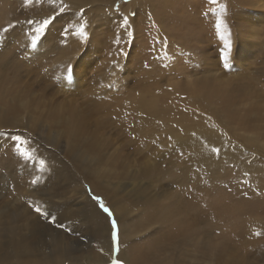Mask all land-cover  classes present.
<instances>
[{"label": "rangeland", "instance_id": "374dc122", "mask_svg": "<svg viewBox=\"0 0 264 264\" xmlns=\"http://www.w3.org/2000/svg\"><path fill=\"white\" fill-rule=\"evenodd\" d=\"M63 3L61 13L47 0H0V30L14 25L0 40V158L19 135L71 165L77 185H62L55 204L77 211L87 197L106 219L109 247L110 218L92 199L100 196L117 221L120 249L143 256L124 264H264V207L223 216L209 208L219 192L245 187V172L264 181V0H218L225 7L216 12L210 0ZM53 10L46 36L26 47L27 20ZM124 16L132 43L119 27ZM217 17L233 45L228 69ZM81 22L86 41L76 35ZM240 232L255 240L248 251L233 240ZM83 236L77 243L91 259L79 250L58 264H110L90 250L94 237Z\"/></svg>", "mask_w": 264, "mask_h": 264}, {"label": "bare ground", "instance_id": "6f19581e", "mask_svg": "<svg viewBox=\"0 0 264 264\" xmlns=\"http://www.w3.org/2000/svg\"><path fill=\"white\" fill-rule=\"evenodd\" d=\"M21 146L32 154L30 159L25 160L18 154L16 148H8L5 155L0 158V172H5V176L0 178V196L3 193V197L7 200L2 203L6 202L12 206L11 208L8 204L0 205L2 206L0 207V225L2 224L0 226V264H58L72 260L75 257L73 254L79 250H81V258L91 259L86 250H83L84 247H80L77 243L79 242L77 236L83 235L93 236L94 238H91L93 246L90 250L109 260L111 247L107 244L108 226L105 217L96 210L94 204L87 197L83 200V207L77 211L65 205L55 204L54 199L61 195L58 190L62 185L67 184L70 191L74 190L73 185H77L78 177L73 172L72 166L51 152L35 146L33 142H27ZM41 160L44 161L43 166H41ZM250 177L251 182L248 180ZM33 180L37 182L33 184ZM245 180L247 181L245 187L238 183L234 184L237 190L233 191V186L230 191L235 194L219 192L209 208L212 209L215 205L221 213L224 212L218 216H223L230 214L237 206L264 207L261 202H264V199L260 201V198L264 197V181L251 173ZM253 187L258 188L262 193L252 195L254 192L251 194L252 191H248ZM246 192H248L247 195L243 194ZM246 196L248 199L245 198ZM21 200L27 202L26 205H23L24 202L21 204ZM29 201L33 204L49 202L53 206L51 213L56 215L57 222L63 223L66 227L57 228L40 217H32V219L31 215L28 216L30 213L34 216ZM79 213L85 216L83 222L76 219ZM71 226L76 227L77 230L72 232ZM176 228L184 231V224L178 223ZM236 236L237 238L233 240L239 247L248 251L253 246L255 240L245 238V232H240ZM72 237L75 238V242H72ZM128 257L137 262L143 256L138 250L131 249L129 253L121 249L119 258L127 261Z\"/></svg>", "mask_w": 264, "mask_h": 264}, {"label": "snow or ice", "instance_id": "6c2138e0", "mask_svg": "<svg viewBox=\"0 0 264 264\" xmlns=\"http://www.w3.org/2000/svg\"><path fill=\"white\" fill-rule=\"evenodd\" d=\"M43 0H24L25 6L31 5L33 3L35 4H41ZM47 3L49 5H54V4H60L62 5L59 9L61 13L65 12L68 10V5L63 3V0H47ZM210 3L213 5H216V7L210 9L211 12H216L217 9L220 11L224 10V5L218 3V0H210ZM118 6V5H117ZM51 16H47L43 20L39 21H34V20H27V25L30 28V31L27 32L26 35V40L28 43L26 44V47H30L32 49L37 48L38 42L41 41L43 37L46 36L47 30H50L51 25L54 23V21L57 19L58 13H55ZM84 9H80V12L82 13ZM132 16H135V13H132ZM35 25L34 27H32ZM216 29L217 32L220 33V29L223 26V21L217 17L216 19ZM120 28H124L126 31V35L128 37V42L132 43L134 41V31L131 28V25L129 24V18L127 16L123 17V22L119 25ZM14 28L13 24H8L7 27L3 28L0 30V40H6L7 34L9 32V29ZM67 30H65L66 32ZM82 41H86L89 38L88 32L85 30V23L81 22L79 24L78 31L76 33ZM220 39L223 40V47L220 50V59L223 62V67L225 69L230 68V53L232 51V41L229 38H226L223 33H220ZM113 43L119 44L120 43V37L119 34H117V38L113 41ZM123 53V50H121ZM114 65L119 68V65L116 64V62H113ZM67 75L64 77V79L70 80L72 78V73H73V66L71 64L67 65L66 68ZM195 135V133H193ZM14 141L15 143V148L16 151L20 156H22L25 160H28L31 158V153L24 148H22L21 144L23 141H21V137L19 135L15 136ZM210 151L212 153H215L217 156L220 155L221 153V148L219 147H211ZM41 166H43L44 161H40ZM249 173L245 172L244 176H248ZM37 181L33 180L32 183L35 184ZM244 183H247V181H244ZM247 195V193H245ZM92 199L95 200L99 207L103 210L104 213L107 214V216L110 218L111 221V233H110V247H111V260L110 264H124V261L119 258V253L121 251L120 249V238H119V228L116 219L113 216L112 211L110 210L109 207L106 206L104 203L103 199L100 196H92ZM29 206L33 208V210L39 214L40 217L44 218L49 224L55 225L57 228L64 229L66 226L63 223H58L57 222V217L55 214L51 213L50 210L42 208L39 204H33L31 201H29ZM259 232L254 233V235H259ZM81 240H85L84 236L80 237ZM102 250V249H101Z\"/></svg>", "mask_w": 264, "mask_h": 264}]
</instances>
